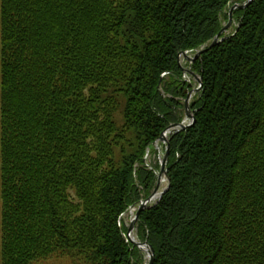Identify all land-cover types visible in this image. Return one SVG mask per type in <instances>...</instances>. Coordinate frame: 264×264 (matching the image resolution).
Here are the masks:
<instances>
[{"label": "trees", "instance_id": "1", "mask_svg": "<svg viewBox=\"0 0 264 264\" xmlns=\"http://www.w3.org/2000/svg\"><path fill=\"white\" fill-rule=\"evenodd\" d=\"M244 1L0 0V264L144 263L118 219L151 194L146 149L184 116L178 54ZM233 21L192 62L194 121L136 223L153 264H264V0Z\"/></svg>", "mask_w": 264, "mask_h": 264}, {"label": "water", "instance_id": "2", "mask_svg": "<svg viewBox=\"0 0 264 264\" xmlns=\"http://www.w3.org/2000/svg\"><path fill=\"white\" fill-rule=\"evenodd\" d=\"M253 0H246L244 3L242 4H234L232 5L229 10H228V19H227V22L223 25V27L219 30V32L213 37L211 43L209 44L208 46V49L212 48L213 46H215L219 41H221V35L226 32L228 30V28L232 25V14H233V10L236 9V8H239V9H243L244 7L248 6ZM204 50L201 49L199 50L198 52H196V54L193 56V57H189L186 55L185 52H182L181 54L187 58V59H190V60H194L196 59L199 55H201V53L203 52ZM180 56V54H178V57ZM194 75V74H193ZM195 76V79L197 80V82L199 83V88L195 89V90H191L187 93V96L184 100V107H185V117L188 118V119H191L192 120V123L194 121V116L192 115L191 111H190V108H189V105H188V102H189V99L194 92H198L199 89L201 88V79L199 77H197L196 75ZM191 124H188V125H185L183 123H174V124H171L169 125L159 136V140L160 141H165L166 144H167V147H166V151H165V154L163 156V159H162V162H161V167H160V175H159V178L157 180V183H156V186L152 192V194L150 196H148L146 199L142 200L135 213V218L130 222V225L128 227V238H130V233L132 232V230L134 229V226H135V223L136 221L138 220L139 218V215H140V212L143 210V208L146 206V204L155 197L156 195V192L159 188V184H160V177L161 176H164L166 177V170H165V164H166V161H167V156H168V150H169V143H168V139L166 138V133L167 132H174V131H177L178 129H184V128H187L188 126L192 125ZM166 189V188H165ZM165 189L160 192L159 194V197L161 196V194L165 191ZM131 243L133 246H136L138 248H144V246L146 245L145 242H137V241H134L133 239H130ZM148 250L146 249L148 255H149V260L147 262V264H153V259H154V251L153 249L151 248L150 245H148Z\"/></svg>", "mask_w": 264, "mask_h": 264}, {"label": "rangeland", "instance_id": "3", "mask_svg": "<svg viewBox=\"0 0 264 264\" xmlns=\"http://www.w3.org/2000/svg\"><path fill=\"white\" fill-rule=\"evenodd\" d=\"M234 28V26L233 25H231L229 28H228V31H227V33H225V35H227V34H229L231 31H232V29ZM205 48H207L206 46H204ZM201 48V47H200ZM199 50V49H198ZM198 52V51H197ZM196 54V53H195ZM193 56V55H192ZM180 63L182 64V65H184L185 66V64L187 65V63H186V61L183 59V58H181L180 59ZM196 81L192 78L191 79V84H190V87L191 88H193V87H195L196 86V83H195ZM190 88V89H191ZM182 100H183V98H182ZM183 118H184V116H183ZM182 118V119H183ZM181 119V120H182ZM150 156H149V163L150 164H152V165H157V160H158V158L156 157V153L155 154H153V149L150 151ZM0 211H1V204H0ZM129 220H130V216H129V214H126V217H125V224H128L129 223ZM124 224V223H123ZM0 227H1V225H0ZM0 245H1V229H0ZM141 254V256H143V260H145V254L143 253V252H141L140 253ZM45 264H67V260H58V259H55V258H51V259H49V260H47V262H45Z\"/></svg>", "mask_w": 264, "mask_h": 264}]
</instances>
